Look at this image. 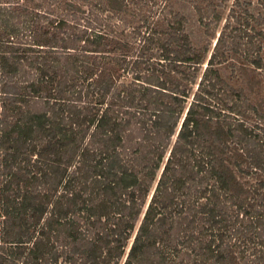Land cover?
Returning <instances> with one entry per match:
<instances>
[{"label":"trees","instance_id":"obj_1","mask_svg":"<svg viewBox=\"0 0 264 264\" xmlns=\"http://www.w3.org/2000/svg\"><path fill=\"white\" fill-rule=\"evenodd\" d=\"M0 264H264V0H0Z\"/></svg>","mask_w":264,"mask_h":264}]
</instances>
